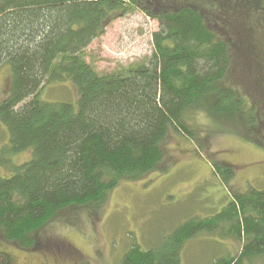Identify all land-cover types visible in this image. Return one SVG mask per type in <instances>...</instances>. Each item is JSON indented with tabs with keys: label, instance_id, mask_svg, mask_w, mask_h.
I'll return each instance as SVG.
<instances>
[{
	"label": "trees",
	"instance_id": "trees-1",
	"mask_svg": "<svg viewBox=\"0 0 264 264\" xmlns=\"http://www.w3.org/2000/svg\"><path fill=\"white\" fill-rule=\"evenodd\" d=\"M208 2L202 12L184 0L0 1V68L10 72L0 121L12 151L32 153L0 178V245L36 249L38 232L65 209L101 213L121 182L166 173L164 144L171 133L199 144L200 112L249 139L264 115V0ZM134 7L151 19L155 51L151 65L124 76L121 21ZM230 43L235 83L256 102L248 113L222 84ZM63 82L76 88L77 103L41 99L44 85ZM213 172L230 190L235 168L214 164ZM230 192L221 213L179 225L159 248L134 243L120 264H181L184 244L203 232L242 242L239 255L213 264L264 259V190ZM6 254L0 264H10Z\"/></svg>",
	"mask_w": 264,
	"mask_h": 264
},
{
	"label": "rangeland",
	"instance_id": "rangeland-1",
	"mask_svg": "<svg viewBox=\"0 0 264 264\" xmlns=\"http://www.w3.org/2000/svg\"><path fill=\"white\" fill-rule=\"evenodd\" d=\"M184 1L202 8V12L210 8L208 0ZM228 4V12L233 11L234 2ZM216 28L221 30L220 25ZM228 47L229 60L222 84L237 90L244 99L243 111L248 113L256 102L235 83L234 49L231 43ZM261 50L259 57L264 58V45ZM154 51L151 19L139 8H131L121 21L120 73L126 76L131 68L151 65ZM9 86L10 72L3 66L0 100L7 95ZM40 95L49 103L75 104L79 98L69 82L44 85ZM258 116V123L247 129L252 135L246 139L234 130L220 129L217 122L201 112L196 114L199 144L171 133L164 144L166 173H153L134 183L121 182L101 213L86 207L65 209L38 232L36 249L23 251L4 243L0 252L8 254L10 264H120L134 243L143 249L159 248L179 225L221 213L230 199V190L240 193L250 188L264 190V130L259 129L264 115ZM31 157V151L20 154L12 151L8 128L0 121V178ZM214 164L235 168L230 190L214 175ZM241 249V241L203 232L184 244L181 264H213L217 258L239 255ZM254 264H264V259Z\"/></svg>",
	"mask_w": 264,
	"mask_h": 264
}]
</instances>
